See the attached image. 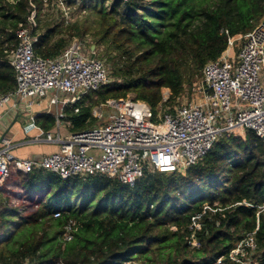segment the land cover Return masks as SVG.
<instances>
[{
	"label": "trees",
	"instance_id": "16d2710c",
	"mask_svg": "<svg viewBox=\"0 0 264 264\" xmlns=\"http://www.w3.org/2000/svg\"><path fill=\"white\" fill-rule=\"evenodd\" d=\"M44 2L0 0V94L16 88L10 56L33 12L40 56L57 57L91 35L108 58L118 54L113 74L121 82L77 104L67 119L73 132L98 124L92 111L111 98L142 100L157 113L169 89L173 105L230 39L264 20V0H81L86 19L68 23L44 15ZM35 124L50 132L56 117L44 113ZM256 229L254 258L264 264V140L253 130L226 134L197 164L146 173L134 187L38 169L12 170L0 189V264H240L230 252Z\"/></svg>",
	"mask_w": 264,
	"mask_h": 264
},
{
	"label": "built area",
	"instance_id": "2783aa9c",
	"mask_svg": "<svg viewBox=\"0 0 264 264\" xmlns=\"http://www.w3.org/2000/svg\"><path fill=\"white\" fill-rule=\"evenodd\" d=\"M59 1L69 17L64 0ZM33 26L35 12L29 26L17 31L19 43L10 56L16 88L0 94V107L13 101L14 106L22 102L31 107L33 101L49 98L50 105L61 104L59 121L67 107L79 112L77 103L111 83V77L105 62L96 55H86L83 42L77 39L57 57L38 55ZM241 40L244 42L236 63L225 52L204 66L202 80L194 84L200 94L198 100L186 101L182 94L169 105L170 96L164 94L155 113L142 100L108 99L93 109L98 124L73 132L68 138L52 132L35 137L34 141L58 145L56 151L37 160L16 157L10 151L12 141H4L0 146V189L12 170L31 173L38 169L62 179L104 175L134 187L146 173H173L197 164L226 134L243 136L246 130H253L264 137V25L261 23ZM235 42L230 39L229 47ZM61 94L71 96L60 98ZM105 120L108 122L103 123ZM257 229L230 252L231 260L258 264L252 253L257 248ZM71 231L67 226L66 240L72 239ZM216 264L225 262L220 258Z\"/></svg>",
	"mask_w": 264,
	"mask_h": 264
},
{
	"label": "crops",
	"instance_id": "0c3cea01",
	"mask_svg": "<svg viewBox=\"0 0 264 264\" xmlns=\"http://www.w3.org/2000/svg\"><path fill=\"white\" fill-rule=\"evenodd\" d=\"M243 42L244 40H237L234 47H228L226 50L227 55L231 56L229 58L231 62L236 63ZM13 104L14 101L0 107V140L3 139V135L5 137L0 146L4 141L11 140L12 148L10 151L18 158L37 160L44 154L52 153L58 149L57 144L33 140L35 137H43L47 133L35 124V119L39 115L44 113L55 115L56 127L50 131L53 134L68 138L73 133L70 130L72 121L67 120L68 117H72V113H76L71 107L66 108L68 110L65 111V116L58 121L57 115L60 106L50 105L49 98L37 100L35 103L33 101L31 107H27L26 103L22 102L18 103L17 106ZM13 183H17V181L10 183L7 188L10 190L16 189L17 186H11Z\"/></svg>",
	"mask_w": 264,
	"mask_h": 264
},
{
	"label": "rangeland",
	"instance_id": "374dc122",
	"mask_svg": "<svg viewBox=\"0 0 264 264\" xmlns=\"http://www.w3.org/2000/svg\"><path fill=\"white\" fill-rule=\"evenodd\" d=\"M77 3H69V0H64L66 7L68 8L67 11L69 12V17L65 16L64 13V9L63 6L60 4L59 0H50V2L46 3L44 2V10L43 13L44 15H50L52 18L57 19L59 18V21H64L65 23L68 22H73L75 20H80V19H86V15L88 14L87 10L85 8H82V4L80 5L79 1L80 0H76ZM90 0H86L85 2V6L88 5V2ZM112 0H107L106 4L110 5ZM79 2V3H78ZM89 21H92V16L91 19H89ZM75 40V39H74ZM81 42H83L84 46H85V54L89 55V56H98L100 59H102L107 68H108V73L111 77V83L116 82H121L120 79H117L115 77V75L113 74V71L115 69V65L120 63V59L118 57V54L114 53L113 57H109L105 54H103L104 52V48L103 47H98L96 48L95 45H93V39L92 36L89 35L87 37H85V40H82ZM94 46V48H93ZM107 52V51H105ZM96 53V54H94ZM198 83H196L195 85H197ZM193 86L191 88V91L189 89H187V91L185 92V99L186 101H194V100H198L200 98V94L198 93V91L196 90L197 86ZM164 94L167 97L168 95L170 96V92L168 89H164ZM64 96H71V95H60V98H63ZM130 97H134L135 95L133 93H130L129 95ZM61 106V104H60ZM108 121L105 120L103 121V123H107ZM23 193V192H22ZM18 195H21V192H18ZM14 201L16 202V199H14ZM253 255H255L256 251L254 250V252H252ZM252 255V256H253Z\"/></svg>",
	"mask_w": 264,
	"mask_h": 264
},
{
	"label": "water",
	"instance_id": "95a60500",
	"mask_svg": "<svg viewBox=\"0 0 264 264\" xmlns=\"http://www.w3.org/2000/svg\"><path fill=\"white\" fill-rule=\"evenodd\" d=\"M262 24L264 25V20H263ZM93 48H94V46H93ZM4 138H5V137H4V135H3V139H4ZM262 138H263V140H264V137H262ZM3 139L0 140V143H2Z\"/></svg>",
	"mask_w": 264,
	"mask_h": 264
}]
</instances>
